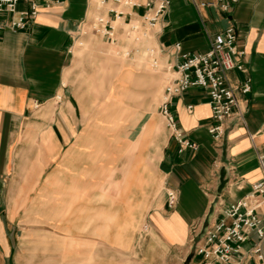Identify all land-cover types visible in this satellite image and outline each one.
Segmentation results:
<instances>
[{
  "label": "crops",
  "instance_id": "1",
  "mask_svg": "<svg viewBox=\"0 0 264 264\" xmlns=\"http://www.w3.org/2000/svg\"><path fill=\"white\" fill-rule=\"evenodd\" d=\"M135 1L105 4L116 9V17L94 0L51 1L25 29L1 31L0 264H23L29 257L37 264H54L56 257L70 264L84 251L72 254V243L98 244V250H87L98 264H203L188 245L190 226L205 221L212 204L219 212L238 200L261 176L264 0H237L227 12L199 5L215 0H169L150 35L164 66L180 59L176 43L179 53L202 52L210 35L234 27L244 51L235 62L243 69L229 70L227 78L245 109V123L214 140L207 131L212 120L206 92L188 88L173 98L171 109L183 136L198 149L179 152L169 132L153 185L144 167L135 169L130 147L121 160L125 165L111 166L104 176L105 160H98V149L88 150L98 147V137L87 138L81 108L91 76L75 36L90 14L103 12L124 23L137 18L147 0ZM26 8L25 1L16 7ZM10 16L3 14L0 22ZM246 78L250 90L242 94L238 88ZM167 188L176 196L171 207Z\"/></svg>",
  "mask_w": 264,
  "mask_h": 264
},
{
  "label": "built area",
  "instance_id": "2",
  "mask_svg": "<svg viewBox=\"0 0 264 264\" xmlns=\"http://www.w3.org/2000/svg\"><path fill=\"white\" fill-rule=\"evenodd\" d=\"M27 3L25 10L17 11V4ZM57 0H0V16L10 13L7 22H0V33L3 29L23 30L29 21L35 18L39 7ZM193 1V0H185ZM237 0H215L200 2V6H214L227 12ZM98 9L109 11L116 17L118 12L113 6L105 4L135 5V0H94ZM169 0H147L145 10L135 19H128L124 27L116 26V22L98 13L93 29L106 40H117L118 28L127 38L131 33H142L150 36L161 16L168 8ZM137 40V37L135 38ZM180 59L167 64L163 68L169 72V78L162 90L159 113L165 121L171 136L178 144V151L189 148L197 150L195 142L185 138L177 126L171 109L172 100L188 88H201L206 92L212 122L207 131L214 140H219L237 125H244L245 109L241 106L235 88L229 83L227 72L233 68L243 69L235 57L243 55L238 49L236 32L232 25L216 32L208 38V48L197 53H179V44H175ZM127 52V51H126ZM152 65L157 60L152 59ZM246 94L250 90L249 79L243 80L238 88ZM191 109V106H187ZM261 176L256 179L251 189L238 200L227 204L218 212L214 204L210 208L208 218L190 226L188 245L193 254L200 256L203 264H234L249 259L252 264H264V150L257 155ZM167 204L173 206L176 200L172 189H166Z\"/></svg>",
  "mask_w": 264,
  "mask_h": 264
},
{
  "label": "rangeland",
  "instance_id": "3",
  "mask_svg": "<svg viewBox=\"0 0 264 264\" xmlns=\"http://www.w3.org/2000/svg\"><path fill=\"white\" fill-rule=\"evenodd\" d=\"M96 15L90 14L81 22L75 36L76 44H82L77 45L78 48L84 49L77 54L79 58L88 60L87 74L91 76L86 92L89 97L82 99L81 108L88 126L87 138L98 137V147L92 146L88 150L98 149V160L100 157L105 160V177L110 175L111 166L117 163L120 167L125 165L121 160L133 152L135 169L144 167L153 185L161 144L170 132L157 113L162 90L170 74L163 68L150 36L133 32L127 38L120 34L116 41L110 42L93 29ZM114 24L124 27L119 21ZM152 59L157 60L156 66L152 65ZM95 134L97 136L94 137ZM133 138L134 141L131 140ZM129 147L131 150L128 152ZM112 156H118L113 159L115 163L111 162ZM79 249L84 250L80 253L83 257L72 258L70 264H98V258L87 252L98 250V244L96 248L87 243L71 244L72 254ZM62 261L65 260L56 257L54 264H64ZM23 264L37 262L32 263L29 257L24 258Z\"/></svg>",
  "mask_w": 264,
  "mask_h": 264
}]
</instances>
